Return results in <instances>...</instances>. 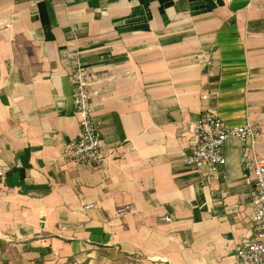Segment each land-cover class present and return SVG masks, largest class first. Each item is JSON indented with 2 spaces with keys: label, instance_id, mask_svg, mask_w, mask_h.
<instances>
[{
  "label": "crops",
  "instance_id": "0c3cea01",
  "mask_svg": "<svg viewBox=\"0 0 264 264\" xmlns=\"http://www.w3.org/2000/svg\"><path fill=\"white\" fill-rule=\"evenodd\" d=\"M75 53L98 75L100 168L61 160ZM205 95L264 155V0H0V264H234L246 145L226 139L216 177L179 155Z\"/></svg>",
  "mask_w": 264,
  "mask_h": 264
},
{
  "label": "built area",
  "instance_id": "2783aa9c",
  "mask_svg": "<svg viewBox=\"0 0 264 264\" xmlns=\"http://www.w3.org/2000/svg\"><path fill=\"white\" fill-rule=\"evenodd\" d=\"M72 32L75 35L77 29H72ZM67 71L73 113L78 118L79 131L75 139L62 145L61 160L100 168L105 156L98 124L93 118L94 93L91 90L98 75L80 60L77 53L71 56ZM203 99L207 101V106L194 125V135L186 152H180L179 155L187 168L216 177L225 163L223 147L226 139L234 138L246 145L253 178L250 196L253 206L250 218L251 234L237 245L234 264H264V155L256 150L258 130L251 123L228 125L216 114L213 97L205 95ZM2 174L3 171L0 170V176ZM93 207L94 204L90 203L83 210ZM132 212L131 205H120L115 209V216L123 217ZM160 219L169 220L166 215Z\"/></svg>",
  "mask_w": 264,
  "mask_h": 264
}]
</instances>
